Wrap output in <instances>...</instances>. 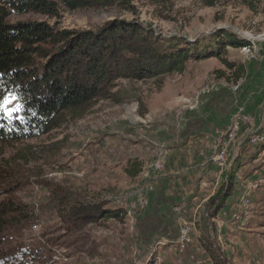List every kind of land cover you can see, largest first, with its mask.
Here are the masks:
<instances>
[{
	"label": "rangeland",
	"instance_id": "obj_1",
	"mask_svg": "<svg viewBox=\"0 0 264 264\" xmlns=\"http://www.w3.org/2000/svg\"><path fill=\"white\" fill-rule=\"evenodd\" d=\"M114 19L209 50L216 49L211 35L225 31L244 44H224L220 57L244 71L230 82L220 58L207 57L190 60L181 74L118 79L110 90L116 100L65 113L46 134L1 141L0 199L23 212L0 254L34 252V264H213L201 245L207 238L228 264H264V0H129L56 16L10 13L6 21L95 30ZM132 163L141 168L135 177L125 172ZM227 175L234 191L211 218L212 231L205 204ZM55 186L78 202L123 211V219L69 231L50 193Z\"/></svg>",
	"mask_w": 264,
	"mask_h": 264
},
{
	"label": "trees",
	"instance_id": "obj_2",
	"mask_svg": "<svg viewBox=\"0 0 264 264\" xmlns=\"http://www.w3.org/2000/svg\"><path fill=\"white\" fill-rule=\"evenodd\" d=\"M111 6H129V0H0V101L13 94L20 105L17 115L5 117L0 112V142L46 134L59 126L65 113L83 112L100 99L116 100V93L110 90L118 79L143 81L181 74L190 60L207 57L220 58L234 77L230 82L236 83L241 77L244 67L221 58L219 50L226 43H244L225 31L211 35L216 41L214 51L176 35L157 34L136 20H108L95 30H56L46 22L6 21L10 13L56 16L62 10ZM218 77L230 80L229 76ZM140 169L139 163H132L125 172L135 177ZM50 191L62 208L60 220L69 231L104 218L123 219V211L118 214L105 210L104 202H78L59 186ZM233 191V175H227V181L207 199L206 218L212 231L211 218L224 207ZM22 212L20 203L0 199V248L5 233L20 224L14 216ZM213 244L207 238L201 242L212 263L228 264L220 247ZM9 255L0 254V264H34L36 259L34 252L29 251L15 258Z\"/></svg>",
	"mask_w": 264,
	"mask_h": 264
},
{
	"label": "snow or ice",
	"instance_id": "obj_3",
	"mask_svg": "<svg viewBox=\"0 0 264 264\" xmlns=\"http://www.w3.org/2000/svg\"><path fill=\"white\" fill-rule=\"evenodd\" d=\"M16 100V96H4L2 101H0V112H3L5 117H10L13 112L19 111L20 105H16L14 108H9L8 105L12 103V101Z\"/></svg>",
	"mask_w": 264,
	"mask_h": 264
},
{
	"label": "built area",
	"instance_id": "obj_4",
	"mask_svg": "<svg viewBox=\"0 0 264 264\" xmlns=\"http://www.w3.org/2000/svg\"><path fill=\"white\" fill-rule=\"evenodd\" d=\"M228 84L225 80H222V85ZM205 92V87L201 88V90L198 91V93H204ZM223 159V152L218 153L215 157L214 160L221 162V160ZM187 233V229L181 230V235H180V239L183 240L185 239Z\"/></svg>",
	"mask_w": 264,
	"mask_h": 264
}]
</instances>
